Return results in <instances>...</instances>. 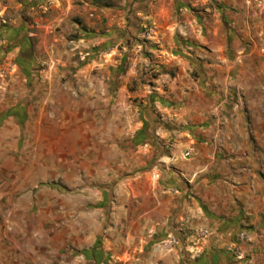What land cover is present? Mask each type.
Here are the masks:
<instances>
[{
  "label": "rangeland",
  "instance_id": "1",
  "mask_svg": "<svg viewBox=\"0 0 264 264\" xmlns=\"http://www.w3.org/2000/svg\"><path fill=\"white\" fill-rule=\"evenodd\" d=\"M139 1L0 0V240L6 247L16 240L19 255H40L42 264L119 262L109 234L123 216V190L141 188V173L158 163L162 142L172 141L161 132L181 129L176 109L169 116L157 101L175 100L176 92L168 84L156 89V79L168 71L183 88V70L157 67V27L136 15ZM149 25L156 27L150 37ZM237 30L240 79L229 85L233 104L225 108L242 112L248 128L220 133L242 147L219 151L241 158L223 166L235 186L251 174L261 192L264 0H243ZM258 217L256 243L248 240L255 249L264 248V212Z\"/></svg>",
  "mask_w": 264,
  "mask_h": 264
},
{
  "label": "crops",
  "instance_id": "2",
  "mask_svg": "<svg viewBox=\"0 0 264 264\" xmlns=\"http://www.w3.org/2000/svg\"><path fill=\"white\" fill-rule=\"evenodd\" d=\"M242 6L243 0L138 2L136 15L152 18L157 27L151 48L159 58L157 67L178 66L183 70L180 83L193 87L189 92L180 88L168 71L156 79V89L168 84L170 93L176 92L175 100L157 101L169 116L176 109L181 129L161 132L172 141L162 142L158 163L141 173V188L123 190L126 200L118 208L123 216L116 218V230L109 234L118 264H264L258 255L264 248L252 245L255 229L262 225L258 216L264 212V190L254 188L251 174L242 175L243 184L235 186L231 168L224 172L223 166L237 165L241 158H221L219 151V145L238 152L242 147L237 137L226 142L220 133L231 136L238 133L232 128H248L242 112L228 109L233 104L228 102L229 85H239L240 79L235 52L241 51L237 29ZM21 53L20 60L25 51ZM195 70L202 71L197 79ZM221 70H228V77ZM1 241L0 264H42L40 255H19L16 240L14 247ZM81 262L78 258L72 264Z\"/></svg>",
  "mask_w": 264,
  "mask_h": 264
},
{
  "label": "built area",
  "instance_id": "3",
  "mask_svg": "<svg viewBox=\"0 0 264 264\" xmlns=\"http://www.w3.org/2000/svg\"><path fill=\"white\" fill-rule=\"evenodd\" d=\"M155 29L156 27L154 25L145 26V34L150 37L155 34ZM173 241H174V238H171V240L169 241V244L170 242H173Z\"/></svg>",
  "mask_w": 264,
  "mask_h": 264
}]
</instances>
